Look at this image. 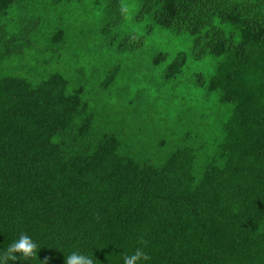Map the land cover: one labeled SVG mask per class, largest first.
<instances>
[{"label": "trees", "instance_id": "obj_1", "mask_svg": "<svg viewBox=\"0 0 264 264\" xmlns=\"http://www.w3.org/2000/svg\"><path fill=\"white\" fill-rule=\"evenodd\" d=\"M122 1L90 45L83 0H0V250L264 264V0H139L141 35L118 33ZM155 36L213 73L185 78Z\"/></svg>", "mask_w": 264, "mask_h": 264}, {"label": "rangeland", "instance_id": "obj_2", "mask_svg": "<svg viewBox=\"0 0 264 264\" xmlns=\"http://www.w3.org/2000/svg\"><path fill=\"white\" fill-rule=\"evenodd\" d=\"M105 0H83L80 5L81 19L78 20L79 27L84 28L89 40H84L85 43L92 44L98 42V35L96 34L99 26V18L105 5ZM123 22L118 28L119 32L135 33L137 35L144 34L149 30V25L152 24L150 19L143 21H137L135 18L136 13L140 7L139 0H123ZM149 36V34H147ZM152 36L147 40L148 44L152 43ZM154 41L162 42L164 49L168 51L169 58L175 55L178 51H182L187 54L186 68L184 77H193L195 74H203L204 76H210L215 68V60L213 58H205L203 60H195L191 55V39L188 36L178 38L175 40L163 39L155 36Z\"/></svg>", "mask_w": 264, "mask_h": 264}, {"label": "clouds", "instance_id": "obj_3", "mask_svg": "<svg viewBox=\"0 0 264 264\" xmlns=\"http://www.w3.org/2000/svg\"><path fill=\"white\" fill-rule=\"evenodd\" d=\"M37 243L28 235L21 234L7 248L0 250V264H9V261L29 259L37 256ZM123 264H148L150 257L142 248L128 255H123ZM94 254L85 255L79 251H73L65 257V264H95Z\"/></svg>", "mask_w": 264, "mask_h": 264}]
</instances>
